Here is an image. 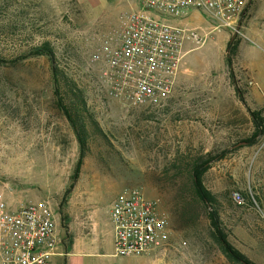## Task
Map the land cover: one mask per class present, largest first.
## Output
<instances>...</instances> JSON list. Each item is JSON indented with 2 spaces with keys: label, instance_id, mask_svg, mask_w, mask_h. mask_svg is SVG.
<instances>
[{
  "label": "rangeland",
  "instance_id": "374dc122",
  "mask_svg": "<svg viewBox=\"0 0 264 264\" xmlns=\"http://www.w3.org/2000/svg\"><path fill=\"white\" fill-rule=\"evenodd\" d=\"M138 6L139 0H0V58L14 60L48 43L64 72L62 90L76 88L72 99L87 144L73 182L79 145L53 95L50 59L28 56L2 64L0 190L48 201L58 214L57 235L66 243L69 229L78 226L87 246L82 250L95 258L84 264H232L209 237L202 204L194 203L196 216L184 224L174 215L179 196L195 201L189 168L225 152L209 163L204 186L215 196L230 244L264 264V0L250 3L238 34L215 28V21L191 9L171 21L197 28L204 39L199 45L185 41L180 73L163 107L110 98L99 66L90 62L97 38L114 36L120 15ZM251 112L263 123L249 144L257 131ZM125 188L156 199L168 216L172 234L165 250L133 258L109 255V203ZM234 192L242 205L233 202ZM76 262L68 256L51 260Z\"/></svg>",
  "mask_w": 264,
  "mask_h": 264
},
{
  "label": "built area",
  "instance_id": "2783aa9c",
  "mask_svg": "<svg viewBox=\"0 0 264 264\" xmlns=\"http://www.w3.org/2000/svg\"><path fill=\"white\" fill-rule=\"evenodd\" d=\"M252 1L139 0L137 10L120 15L114 36L94 38L97 47L90 62L99 66L101 86L110 98L129 106L163 107L175 88L185 41L199 45L204 39L197 28L171 21L191 9L215 21V28L238 34ZM247 84L254 85L251 80ZM10 195L9 190H0V264H51L61 244L58 214L46 200ZM232 200L243 204L238 192ZM109 208L114 257H143L170 246L168 216L140 189H123L110 200Z\"/></svg>",
  "mask_w": 264,
  "mask_h": 264
},
{
  "label": "trees",
  "instance_id": "16d2710c",
  "mask_svg": "<svg viewBox=\"0 0 264 264\" xmlns=\"http://www.w3.org/2000/svg\"><path fill=\"white\" fill-rule=\"evenodd\" d=\"M26 52H25L26 54L24 53L18 54V56L14 60H7L4 58H0V66L2 64L9 63L11 61L22 59L28 56H47L50 59V63H51L50 72H51V79L53 85V95L57 101V105L59 109L63 112L71 128L73 129L79 145V158L72 178L74 182L78 177L80 167L83 163V159L87 150L85 126L82 122H79V119H77V114L79 110L76 107V104L78 103L77 101H74V99H72L76 88L72 87L74 88V90L69 88L62 90L60 77H64V72L60 70L55 64L54 54L48 43H43L41 46H35L34 48ZM231 62H232L231 58L228 57L227 63L231 64ZM251 115H252V119L254 120V124L256 126L257 131L255 135L247 142L249 144L253 143L255 136H258L260 135V133H262L261 128L263 123L262 119L257 118L256 113L251 112ZM224 153L225 152H222L221 154L211 158V161L215 159H222V157H224ZM211 161L210 160H205L202 162L198 161L195 162L189 168V176L192 185L193 197L195 198V201L191 203L186 202V199L179 196L178 199L176 200L174 215L178 217L180 223L184 224L188 220H190L191 217L196 216V214H194L196 212L194 208V203L202 204L207 212L209 237L217 245V247L226 257V259L232 264H255L249 261L247 258H245L228 241L227 235L225 234L224 229L222 228L218 211L215 208V204H216L215 196L204 186L203 175L207 171L209 163ZM67 192H69V190Z\"/></svg>",
  "mask_w": 264,
  "mask_h": 264
},
{
  "label": "crops",
  "instance_id": "0c3cea01",
  "mask_svg": "<svg viewBox=\"0 0 264 264\" xmlns=\"http://www.w3.org/2000/svg\"><path fill=\"white\" fill-rule=\"evenodd\" d=\"M247 10H248V8H247ZM233 65H234V62H233ZM234 68H236V67L234 66ZM249 96L252 99H257V97L255 96V94L252 91L249 92ZM58 225H60V224H58ZM69 233L71 235L70 241L66 243L65 242L66 238L62 239L61 240L62 245L60 244L58 246L57 255L54 256L53 258L68 256V258L71 260H73V258L76 259L77 262L75 264H84V263H86L85 261H87V263L93 262L95 258L93 256L86 255L87 253H90V251L85 253L82 250L83 247H84V250H87V246H84L86 243L84 242V240L82 238L81 229L78 226H76V228L69 229ZM102 239H103V237H102ZM97 241H98V239L96 241H93L94 243L89 244L88 246L93 248L94 244H96ZM96 255L100 256L101 254L96 253ZM109 255L111 257H114L113 256V233H112V253H110ZM90 258H92V259H90ZM97 261H99V260H97ZM100 261H105V260H100Z\"/></svg>",
  "mask_w": 264,
  "mask_h": 264
},
{
  "label": "water",
  "instance_id": "95a60500",
  "mask_svg": "<svg viewBox=\"0 0 264 264\" xmlns=\"http://www.w3.org/2000/svg\"><path fill=\"white\" fill-rule=\"evenodd\" d=\"M242 144H244V143H242Z\"/></svg>",
  "mask_w": 264,
  "mask_h": 264
}]
</instances>
